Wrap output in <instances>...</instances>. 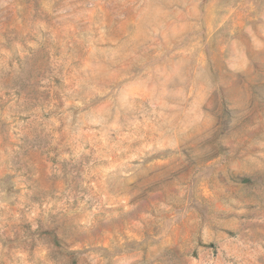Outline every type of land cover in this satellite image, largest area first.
<instances>
[{"label": "rangeland", "instance_id": "374dc122", "mask_svg": "<svg viewBox=\"0 0 264 264\" xmlns=\"http://www.w3.org/2000/svg\"><path fill=\"white\" fill-rule=\"evenodd\" d=\"M0 264H264V0H0Z\"/></svg>", "mask_w": 264, "mask_h": 264}, {"label": "trees", "instance_id": "16d2710c", "mask_svg": "<svg viewBox=\"0 0 264 264\" xmlns=\"http://www.w3.org/2000/svg\"><path fill=\"white\" fill-rule=\"evenodd\" d=\"M237 181L242 184L250 183V180L248 178H240V179H237Z\"/></svg>", "mask_w": 264, "mask_h": 264}]
</instances>
